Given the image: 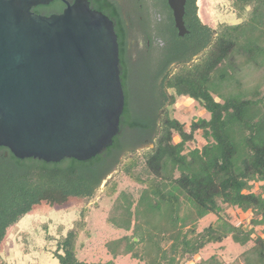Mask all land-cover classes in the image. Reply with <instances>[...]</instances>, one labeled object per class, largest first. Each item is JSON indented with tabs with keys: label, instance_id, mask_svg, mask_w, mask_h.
I'll return each instance as SVG.
<instances>
[{
	"label": "trees",
	"instance_id": "trees-1",
	"mask_svg": "<svg viewBox=\"0 0 264 264\" xmlns=\"http://www.w3.org/2000/svg\"><path fill=\"white\" fill-rule=\"evenodd\" d=\"M196 1L191 21L200 35L197 50L175 57L180 66L173 74L159 70L156 84L173 89V104L178 96H188L209 116L194 121L190 132L169 115L161 124L121 121L120 127L124 123L134 133H151L155 145L142 158L130 156L123 164L127 177L141 187L138 192L119 191L117 182L105 187L115 195L106 221L127 231L106 246L115 258L131 255L147 264H264V0H236L237 7L248 9L247 17L217 29L200 17ZM197 130L206 143L190 148ZM128 137L130 143H123L118 134L112 146L86 161L17 160L13 178L8 161L1 160L0 245L7 229L42 203L44 188H63L49 205L94 197L112 171L105 155L120 153L137 140L133 133ZM228 206L250 212L253 227L245 230V224L234 223L226 214ZM210 214L216 220L200 228ZM80 217L86 226L87 208ZM80 236L71 229L57 242L53 252L60 264H116L80 260ZM227 239L244 248L232 262L222 261L217 252L205 255Z\"/></svg>",
	"mask_w": 264,
	"mask_h": 264
},
{
	"label": "water",
	"instance_id": "water-1",
	"mask_svg": "<svg viewBox=\"0 0 264 264\" xmlns=\"http://www.w3.org/2000/svg\"><path fill=\"white\" fill-rule=\"evenodd\" d=\"M52 1L0 0V146L19 158L86 161L120 133L118 37L84 0L60 14L32 11ZM186 1L170 0L181 34Z\"/></svg>",
	"mask_w": 264,
	"mask_h": 264
},
{
	"label": "rangeland",
	"instance_id": "rangeland-1",
	"mask_svg": "<svg viewBox=\"0 0 264 264\" xmlns=\"http://www.w3.org/2000/svg\"><path fill=\"white\" fill-rule=\"evenodd\" d=\"M235 1L201 0V8L205 17L203 18L204 22L217 29L222 23H238L246 18L248 9L237 7ZM200 57L197 56L191 63L198 61ZM171 92H174L173 89H171ZM169 116L177 118L184 124L185 129L190 132L193 122L199 118L208 117L209 113L193 98L178 96L176 102L170 107ZM126 139L124 142L130 143L131 137ZM179 140L180 138L175 133L174 141ZM151 141L141 145H135L136 143H134L127 147L121 163L115 166L113 173L103 182L94 197L88 199L72 197L63 204L55 203L53 205L43 202L35 206L20 222L10 226L0 245V263L4 261L6 264H60L58 258L54 257L53 252L56 249V244L65 237L69 230L76 229L81 235L78 244V258L80 260L96 263L114 261L116 264H147L131 255L115 258L109 252L106 243L125 235L127 231L116 228L106 221L115 195L111 196L109 190H105V187L107 184L112 186L117 182L119 191L132 190L138 192L141 187L127 177L123 170V164L130 156L142 158L144 154L154 148V141ZM205 143L206 140L202 136V130H197L195 131L194 140L188 142V146L190 148L202 147ZM41 164L44 166L49 165L44 162ZM255 187L257 189L258 185ZM83 208L88 209L86 226L82 223L80 217ZM226 214L230 216L234 223L245 224L244 228L248 230L253 227L250 212L228 206ZM216 218L215 214L203 218L200 222V228L210 225ZM221 244L212 245L213 247L204 252L205 255L217 252L222 261L230 263L244 249L230 239Z\"/></svg>",
	"mask_w": 264,
	"mask_h": 264
},
{
	"label": "flooded vegetation",
	"instance_id": "flooded-vegetation-1",
	"mask_svg": "<svg viewBox=\"0 0 264 264\" xmlns=\"http://www.w3.org/2000/svg\"><path fill=\"white\" fill-rule=\"evenodd\" d=\"M76 1L54 0L49 4L34 6L32 11L47 16L60 14ZM84 1L92 9L107 15L115 26L120 50L121 79L125 92V109L121 121L163 123L165 117L170 114V107L173 105L171 102L172 92L171 88H167L165 85L158 86L156 76L159 70L173 74L180 64L174 60L175 57L189 56L197 50L200 35L192 29L193 23L191 21L192 3L195 0H187L185 4L184 34H181V30L177 27L170 0ZM196 3L199 6L200 17L205 18L201 8V0H197ZM197 56L200 54L194 55V59ZM128 133H133L137 137V140L134 141L135 145L148 143L153 137L149 132L137 131L134 133L123 123L119 133L123 143L126 138H129ZM125 151L120 153L115 151L110 155H105L108 167L113 166L108 176L115 170V166L118 164L117 159L120 161L123 159ZM32 158H19L8 147L0 146V162L1 160L8 161L7 170L12 178L16 166L14 163L17 160H30ZM115 158H117L116 161ZM43 190L44 195L40 199L42 203L55 200L63 192V188L55 186L46 187Z\"/></svg>",
	"mask_w": 264,
	"mask_h": 264
}]
</instances>
